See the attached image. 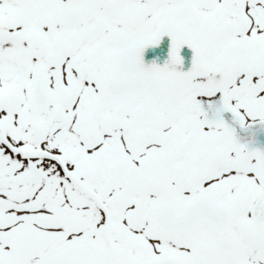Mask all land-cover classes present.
I'll return each instance as SVG.
<instances>
[{"label":"snow or ice","instance_id":"1","mask_svg":"<svg viewBox=\"0 0 264 264\" xmlns=\"http://www.w3.org/2000/svg\"><path fill=\"white\" fill-rule=\"evenodd\" d=\"M264 0H0V264H264Z\"/></svg>","mask_w":264,"mask_h":264},{"label":"water","instance_id":"2","mask_svg":"<svg viewBox=\"0 0 264 264\" xmlns=\"http://www.w3.org/2000/svg\"><path fill=\"white\" fill-rule=\"evenodd\" d=\"M261 142H262V144H264V137H263V138H261Z\"/></svg>","mask_w":264,"mask_h":264}]
</instances>
